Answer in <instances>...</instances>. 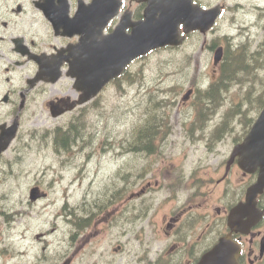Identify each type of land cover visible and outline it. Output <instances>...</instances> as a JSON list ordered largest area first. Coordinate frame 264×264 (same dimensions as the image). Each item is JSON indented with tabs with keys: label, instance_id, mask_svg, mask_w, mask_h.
<instances>
[{
	"label": "flooded vegetation",
	"instance_id": "flooded-vegetation-1",
	"mask_svg": "<svg viewBox=\"0 0 264 264\" xmlns=\"http://www.w3.org/2000/svg\"><path fill=\"white\" fill-rule=\"evenodd\" d=\"M39 1L0 0V190L6 186L15 164L22 160V151L34 130L48 124L42 113L55 120L50 103L79 95L75 81L69 76L75 55L67 49L80 44L87 46L95 29L88 20L98 12L94 9L86 12L80 22L76 20L78 9H87L93 0H44L41 3L46 12L37 4ZM118 1L99 0L98 6L110 12L116 6L105 35L119 24ZM121 1L124 9L143 7L132 0ZM79 29L80 34L75 33ZM58 65L61 77L53 82ZM41 67L48 69L41 71ZM202 161L207 159L203 157ZM197 167L196 181L191 183L193 189H181L169 201L168 212L161 220L158 237L166 244L165 253L173 257L175 264H198L219 239L230 235L240 249L239 264H264V216L249 229L231 230L228 226L231 209L246 199L259 171L244 172L238 160L229 167L228 160L217 166L215 160ZM200 169L209 171L211 178H204ZM217 173L220 178L215 180L212 176ZM257 209L264 212V194L257 199ZM244 221H248L247 217ZM138 251L139 263L152 264L148 258L150 247Z\"/></svg>",
	"mask_w": 264,
	"mask_h": 264
},
{
	"label": "rangeland",
	"instance_id": "rangeland-1",
	"mask_svg": "<svg viewBox=\"0 0 264 264\" xmlns=\"http://www.w3.org/2000/svg\"><path fill=\"white\" fill-rule=\"evenodd\" d=\"M235 32H232L231 34H234ZM216 35H211L209 39L215 38ZM194 42L193 39H191L182 49L178 51H163L159 53H154L150 58V64H149V71L148 75L150 76H156V75H174L176 77L169 79L170 81L166 82V85H174L178 84L183 87H187L188 81H190L191 76L193 75L192 70L184 71V60L186 57H188V54H191L192 52V43ZM203 58H205L203 56ZM167 62V64H166ZM201 72L203 74V77L208 76L209 68L208 66L204 65L201 66ZM202 81V80H200ZM261 85L263 84L260 81ZM264 87V85H263ZM261 89L260 86L256 85L254 90ZM263 91V89H261ZM264 92V91H263ZM244 89L241 88L239 90L238 88L232 90L228 96L227 99H229L230 106L233 105V102L237 100L238 98H242L244 94ZM226 99V100H227ZM105 101V100H104ZM211 104V103H210ZM125 105V104H123ZM115 109V102H106L105 101V109H104V117L101 122V136L102 138L108 139L107 135L109 137L112 136L114 131V124L116 119L120 118V114H116ZM220 115L217 116V119ZM92 118H95L92 116ZM216 119V120H217ZM123 123H128V120H124ZM153 136L155 134V129H153ZM116 132V131H114ZM145 143V142H144ZM142 145H144L142 143ZM47 155L49 157L44 158V156ZM51 160V154H49V151L45 152L44 154L37 155V157H31L29 159H26L23 163V168L26 169L25 175L23 179H19L16 186V182L14 183L12 180L8 182V188L6 191L9 197L8 201H6L4 204L7 208H15L24 210L27 206L26 200H28L30 187L36 183H40V185L45 189L46 187H50L52 185L53 179L51 174V177L43 178L41 175H45V164H49ZM42 169H38V168ZM106 172H109V170H106ZM111 173V171H110ZM40 176L38 179L41 182H38L37 179H34L36 177ZM70 180V178H69ZM67 179L63 180L62 185L56 184L55 189L50 191V199L47 201H40L37 205L32 206L31 214L29 216H24L23 221L20 224V227L22 228L20 230V233H23L27 235V238L34 241L39 239H48L51 242L50 244V251L53 253V255L56 254H63L67 253L69 250V241L67 240V226L63 219H59L57 217V212H61L63 209V205L65 201H67L69 204L80 202L83 198L81 193L74 192L73 190L71 192L65 193L61 192L63 188L64 182L69 181ZM88 181L85 182L83 187H87ZM49 189V188H46ZM48 193V192H47ZM48 205V206H47ZM28 212V210L26 211ZM64 213V210L62 211ZM10 221H15L16 217L18 215H13V213H7ZM30 215H33V219L30 220ZM11 218V219H10ZM34 221V224L32 223ZM60 221L62 223L60 230H53L54 228L57 229L56 226H54V222ZM24 227V228H23ZM47 234V236H44ZM103 235H99V237L95 238L96 244L98 245V241L101 239ZM19 239V238H18ZM18 240L13 239L11 241L12 245V253H8L9 255V262L8 264L12 263V257L14 258H28L23 259V263L25 264H44L42 260H36L37 256L41 255L40 250H38V246L36 245L32 249V257L28 256L27 252H23L25 246H20L18 244ZM81 244H76L71 251H75ZM26 248V247H25ZM86 252L83 251L81 255H79L78 264H91L93 262L92 258H88L85 254ZM7 262V261H6Z\"/></svg>",
	"mask_w": 264,
	"mask_h": 264
},
{
	"label": "water",
	"instance_id": "water-1",
	"mask_svg": "<svg viewBox=\"0 0 264 264\" xmlns=\"http://www.w3.org/2000/svg\"><path fill=\"white\" fill-rule=\"evenodd\" d=\"M186 23L188 25V31L195 29L196 27L193 24H187V19H181L177 22L173 23L168 18L162 22L155 23L151 26L150 30H148L146 41L142 44L143 46H148L149 48H154L158 46H163L165 44L176 43L175 30L180 23ZM264 115V114H263ZM264 122V120H262ZM251 137L255 138L256 134L251 135ZM35 199L34 195L32 197ZM232 259H227L226 264H233ZM225 264L224 262L218 261L214 256H210L208 259V264Z\"/></svg>",
	"mask_w": 264,
	"mask_h": 264
},
{
	"label": "trees",
	"instance_id": "trees-1",
	"mask_svg": "<svg viewBox=\"0 0 264 264\" xmlns=\"http://www.w3.org/2000/svg\"><path fill=\"white\" fill-rule=\"evenodd\" d=\"M229 70L232 72L231 75L229 76V78H230V79L235 78V74H234L233 69H232V68L227 69V71H229ZM76 135H77L76 130L71 129V131H70V133H69V136L65 134V137H64L62 140H64V139L66 140V139L74 138ZM152 138H153V135H152L151 128H150V130H146V131L144 132V134H143V140H142L141 144H142V143L144 144V142L147 143V142L150 141V139H152ZM65 140H64V141H65Z\"/></svg>",
	"mask_w": 264,
	"mask_h": 264
},
{
	"label": "bare ground",
	"instance_id": "bare-ground-1",
	"mask_svg": "<svg viewBox=\"0 0 264 264\" xmlns=\"http://www.w3.org/2000/svg\"><path fill=\"white\" fill-rule=\"evenodd\" d=\"M153 129H154V128L151 127L152 135H153V132H154ZM149 130H150V129H149ZM59 136H60V137H59L60 139H63V138L65 137V134H63V133H59ZM150 141H151V139H150ZM148 142H149V141H148ZM145 144H146V143H144V145H145ZM10 219H11V218H10ZM17 258H18V256H17Z\"/></svg>",
	"mask_w": 264,
	"mask_h": 264
}]
</instances>
